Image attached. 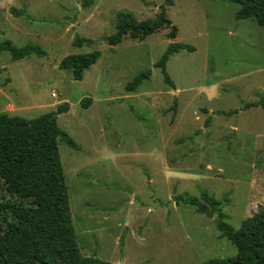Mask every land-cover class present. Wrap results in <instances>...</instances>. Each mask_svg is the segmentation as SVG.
Wrapping results in <instances>:
<instances>
[{
    "label": "rangeland",
    "instance_id": "rangeland-1",
    "mask_svg": "<svg viewBox=\"0 0 264 264\" xmlns=\"http://www.w3.org/2000/svg\"><path fill=\"white\" fill-rule=\"evenodd\" d=\"M164 2L95 0L84 9L82 0H0V41L39 45L47 54L17 62L0 55V113L35 119L70 104L58 115L66 134L58 144L84 257L116 264L234 257L216 217L178 206L175 198L184 194L228 197L223 212L235 229L264 212V110L244 109L264 100V27L237 20L233 2L174 0L167 17L178 28L175 39L169 28L108 44L120 12L153 20ZM77 36L94 44L75 49ZM174 43L195 49L168 61L175 88L155 67ZM93 51L101 58L82 81L60 69L67 56ZM147 70L151 78L127 92Z\"/></svg>",
    "mask_w": 264,
    "mask_h": 264
},
{
    "label": "trees",
    "instance_id": "trees-1",
    "mask_svg": "<svg viewBox=\"0 0 264 264\" xmlns=\"http://www.w3.org/2000/svg\"><path fill=\"white\" fill-rule=\"evenodd\" d=\"M240 6L237 20H253L264 27V0H221ZM174 0H165L160 13L153 20L139 21L132 13L120 12L117 31L107 39L111 47L121 44L130 34L145 39L161 31L171 29L169 39H175L178 28L167 17V7ZM95 0H82V7L90 9ZM16 17L28 20L24 10L12 9ZM29 21V20H28ZM94 40L77 36L75 49L91 47ZM194 52L188 45L171 44L155 67L164 75L166 84L175 88L167 63L180 51ZM11 54L13 62L30 56L45 57V50L35 44L18 47L12 41H0V55ZM99 51L72 54L64 58L60 69L72 70L75 81H82L85 73L98 63ZM152 71L141 72L126 86L127 92H135L151 78ZM82 101L83 106L89 105ZM177 102L172 109L177 112ZM262 107L264 100L245 105V110ZM65 103L56 112L35 119H25L0 113V179L5 196L0 200V264H116L100 260L96 255L84 257L78 244L72 222L71 205L58 140L65 139L58 125V115L68 113ZM220 115H229L219 112ZM232 114V113H231ZM66 140V139H65ZM69 143L74 146L69 140ZM178 206L193 209L209 219L216 217V227L221 239H227L237 250L234 257L214 258L203 264H264V212L244 221L239 229L232 227L223 212L228 197L218 200L203 191L200 197L184 194L175 198Z\"/></svg>",
    "mask_w": 264,
    "mask_h": 264
}]
</instances>
